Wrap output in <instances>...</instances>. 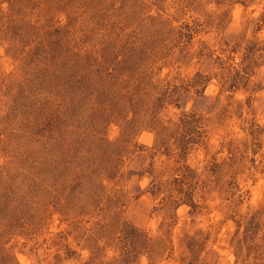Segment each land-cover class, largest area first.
Masks as SVG:
<instances>
[{"label": "clouds", "instance_id": "9594fccd", "mask_svg": "<svg viewBox=\"0 0 264 264\" xmlns=\"http://www.w3.org/2000/svg\"><path fill=\"white\" fill-rule=\"evenodd\" d=\"M0 264H264V0H0Z\"/></svg>", "mask_w": 264, "mask_h": 264}]
</instances>
